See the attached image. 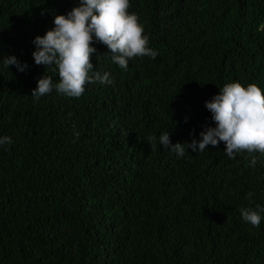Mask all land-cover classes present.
<instances>
[{
    "label": "trees",
    "instance_id": "trees-1",
    "mask_svg": "<svg viewBox=\"0 0 264 264\" xmlns=\"http://www.w3.org/2000/svg\"><path fill=\"white\" fill-rule=\"evenodd\" d=\"M80 4L0 0V61L28 65L0 63V138L13 141L0 145V264H264V212L258 228L239 212L264 208V156L158 143L201 140L226 84L264 89V0H130L159 55L123 70L94 37L89 75L114 84L37 99L39 79L59 77L33 41Z\"/></svg>",
    "mask_w": 264,
    "mask_h": 264
},
{
    "label": "clouds",
    "instance_id": "clouds-1",
    "mask_svg": "<svg viewBox=\"0 0 264 264\" xmlns=\"http://www.w3.org/2000/svg\"><path fill=\"white\" fill-rule=\"evenodd\" d=\"M129 7L130 0H81L80 6L67 15H57L55 28L33 41L36 45L33 57L37 65L57 71L59 82L54 84L51 77L44 75L33 89L32 96L39 99L55 89L68 97H80L88 83L114 84L109 72L95 71L89 75L94 69L92 55L97 52L93 47L94 37L108 47L113 63L123 70H127L129 60L135 57L155 59L159 53L148 46L149 37L144 35L138 15L129 13ZM0 63L6 68L15 65L20 72L28 67L12 55L5 56ZM206 108L212 113L216 126L206 127L200 133L201 140L172 144L170 132H165L158 138L159 145L183 157L185 144L188 150L202 153L209 145L218 146L224 142L228 158L247 152L254 167L257 157L252 154L258 152L264 156V89L256 84L245 87L239 82L228 83L206 102ZM12 143L11 137L0 138V145ZM148 143L155 151L157 137L150 136ZM253 195L249 192L247 199L251 201ZM239 212L244 222L258 228L264 208L242 207Z\"/></svg>",
    "mask_w": 264,
    "mask_h": 264
}]
</instances>
